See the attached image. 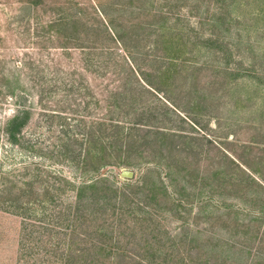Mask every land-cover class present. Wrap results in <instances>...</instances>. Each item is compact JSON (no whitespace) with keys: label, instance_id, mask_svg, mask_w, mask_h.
Instances as JSON below:
<instances>
[{"label":"rangeland","instance_id":"1","mask_svg":"<svg viewBox=\"0 0 264 264\" xmlns=\"http://www.w3.org/2000/svg\"><path fill=\"white\" fill-rule=\"evenodd\" d=\"M191 1L179 2L185 4L180 13L189 18L187 24L197 28L194 33L188 31L190 41L197 42L193 53L175 60L169 84L154 82L155 90L140 80L149 92L134 90L133 104H126L129 112L140 115L141 126L197 139L182 144L191 150H185L189 172L197 167L199 174L196 181L189 176L184 180L175 157L163 159L161 167L150 172L144 163L157 159L154 146L142 151L152 159H141L137 151L131 164L105 166L101 174L106 178L114 174L117 181L139 184L143 175L147 184L162 181L172 195L184 193L187 202L174 209L169 200L149 201L135 186L118 187L127 193V203L144 206L152 220L143 219L148 214L140 208L138 221L123 217L131 228L120 225L123 230L112 245L114 240L104 241L94 231L100 217L110 211L90 202L83 208L87 220L74 224L67 220V204L74 195V189L67 188V174L78 171L67 164V152L60 148L64 137L59 124L67 130V116L105 114L109 90L130 93L135 89L128 66H140L136 74L149 82L166 59H129L118 42H110L100 31L103 17L92 0H35L32 10L23 8L28 0H0V126L16 111V102L30 112L22 146L8 144L0 136V188L10 182L23 185L34 175L20 208L0 202V264H66L69 242L74 250L92 251L99 240L106 243V251L94 258L84 256L87 263L80 259L75 264H264V216L251 220L263 208L264 191L241 175L243 170L264 185V12L258 15L257 7L248 3L225 12L226 1L211 0L212 6H220V19L215 25L205 20L197 24V18L209 16L204 12L189 16L184 6ZM122 2L126 10H121L116 27L137 5ZM173 2L156 0L149 9L167 12ZM22 14H29L28 23L16 20ZM54 16L70 21L63 32L67 35L64 48L59 47L64 39H57L54 32L44 35L43 30L34 29L35 20L43 24ZM107 31L112 34L110 28ZM209 34L217 41L203 42ZM144 45L147 48L150 43ZM151 49L144 51L158 54ZM40 69L45 73L36 75ZM65 79L77 84L67 91ZM78 85L80 90L75 89ZM50 87L57 91L48 96ZM56 100L62 102L56 104ZM217 169L220 173L210 176ZM121 170L130 171L131 176L121 177ZM222 175L234 186L219 179ZM73 180L77 183L78 178ZM115 198L118 206L123 204ZM238 223L250 228L246 231Z\"/></svg>","mask_w":264,"mask_h":264},{"label":"trees","instance_id":"2","mask_svg":"<svg viewBox=\"0 0 264 264\" xmlns=\"http://www.w3.org/2000/svg\"><path fill=\"white\" fill-rule=\"evenodd\" d=\"M122 1L123 0H105L103 2V0H97V3H95L92 0V4L98 9L100 15L103 17V22L105 21L103 23L100 19V25L102 27L100 31L104 33L106 39L110 42H112V40L116 41V43L118 42L122 47L123 52L128 55L129 59L134 60L135 57L145 59L146 61H151L152 59H159L162 61V59H166L164 65L162 64L155 71V74L152 75L154 81L149 82L146 76L139 77L136 74L135 71L139 70L140 66L135 63L133 68L132 66H128L130 75L133 78L132 87L135 89H131L130 93L120 89L113 91L109 90L108 102L104 106L105 114L99 117L93 118L87 116V118H84V116H80L78 119L77 117L69 118V116H67V130H62L59 124V134L64 137L60 148L67 152V164L74 166L78 171L74 174H67V188L74 189L73 202L67 204V220L73 221V224L76 220L78 222H80V220H87V217L83 216V208L89 207V205L92 204L90 202L95 203L102 209V211H110L108 215L106 212L104 213V217H100L101 222L95 226L94 231L104 241L108 239L114 240L112 245H114L115 242H118L119 233L123 230L119 228L120 225H124L125 229L131 228L125 223L126 220H123V217L129 219L132 218L134 221H138L140 219L137 217L139 210L141 209L142 213L145 212L144 206H141L139 203L135 204V207H132L131 204L127 203L129 197H127L126 192L119 189L120 187L124 189L135 186V188L144 192V197L148 198L149 201L153 198L161 202L169 200L170 205L174 209L181 207L183 203L187 202L184 193L180 196L172 195V193L168 192L169 190L167 191L169 186L167 187L162 181L147 184L145 183L143 175L139 184L130 182L126 179L117 181L116 176L114 174L111 175V171L110 178H106L101 174L103 173L101 171L105 166L114 167L119 166L120 164H131L134 157L133 152L137 151L140 153L139 155L141 159H152L151 157L148 158V155H151L150 153L144 156L142 151L143 147L154 146L155 152L153 153L157 156V159L146 160V164L144 163L146 169L150 168V172L153 168L161 167L163 159H166L167 157H175V164L177 168L180 167V170H182L181 176L184 180L186 179L184 176H189L188 179L191 178L196 181L199 174L198 169H196L197 167L194 168L192 172H189V161L187 160V154L185 153L187 146L182 144H188L193 141L195 142L197 139L191 135L175 131H166L160 127H155L154 130H151L150 126H141L144 123L138 122L140 115H137L134 112H129V107L126 104L127 102L130 106L131 103L133 104L131 94L134 90H136L137 94V89L142 93L145 91L149 92L143 83L155 90L158 89L155 83H170L168 81L172 79L171 68L173 71H176V68L174 67L176 65L175 60L181 56H185L186 53L191 51L193 53V49L197 42L194 43L190 41L192 35H190L188 31L190 30L194 33L197 28L191 24L188 25L187 22H190L189 18H185V15L180 13V8L182 5H185L179 2L182 0H173L174 2L168 6L170 10L167 12L162 8L150 11L149 8L156 0H128L127 5H137H135L134 8L129 9L128 19L122 20L116 27V19H120V12L125 7V4ZM196 1L197 0H193L188 6H184L187 7L189 16L204 12L205 14H208L209 17L205 19L197 18L196 23L202 24L205 20L206 24L215 25L220 19V6H212L211 0H208L205 4H203V0L201 3ZM222 1H226L225 12L232 8L234 9L235 7L239 9L242 4L246 5V3L257 7L256 10L259 12L258 15L261 16V13L264 12V0ZM35 4V0H28L26 3L27 7L24 6L23 8L25 10H32L36 6ZM124 11L122 10V12ZM131 12L133 17L130 16ZM29 17V14H22L21 16H18L16 20L20 23L22 21L28 23ZM254 17H257V14H254ZM68 22H70L69 19L63 18V16H54L53 18L44 21L43 24L35 20L34 29L35 31L43 30L44 35L49 31L54 32L57 39H64V42L62 41V44L59 46L64 48L67 41V35H64L63 32L67 31ZM211 27L213 28V26ZM109 28L112 34L107 31ZM28 29L29 28H27V30ZM212 35L213 34H209L203 38V42H213L215 38ZM145 42H149L150 46L146 48L144 45ZM149 48H153L151 50L158 54H151L149 51H144V49ZM32 61L35 60H31L30 63H33ZM41 73H45V70H38L36 75H41ZM65 76L67 77V75ZM39 78H41V76H39ZM65 80L64 84L67 85V91L69 88H72L77 84L74 80ZM140 80H142L143 83L140 82ZM75 89L80 90V86H76ZM56 91L57 89L50 87L47 94L49 96ZM10 93H13V88L10 90ZM60 102H62V100H56L54 103L58 104ZM15 104L17 105L16 111L10 117L5 119L0 126V136H2L4 141L8 144L22 146L24 142V140L21 141L23 138V128L27 123L30 112L28 108L20 107L19 102H16ZM132 113L135 114L134 118H130V116L133 115ZM53 114L55 113L52 112L50 116L53 117ZM57 115L58 114L55 116ZM57 117L61 119L66 118L61 116ZM186 140H189V142ZM187 149L190 150L188 147ZM230 162L233 163L232 160H230ZM218 173H220V170L217 169L211 173L210 176L214 177ZM241 175L264 191V185L252 178L245 171L242 170ZM32 177L29 178L30 180L24 181L23 185L25 186H16L15 183L10 182L5 188L1 187L0 194L2 191L3 193L5 192V194L0 196V202L4 203L6 207L20 208L22 206V202H20L22 195L26 194L25 191H30L28 188L32 187L34 184V175H32ZM74 178H78L77 183L73 180ZM219 179H222L224 183L227 182L228 185L230 183L229 177L225 180V176L222 175L219 176ZM234 180L236 182V179ZM262 180H264L263 177ZM20 184H22V182ZM230 185L234 186L232 182ZM179 189L182 191L183 187L180 186ZM45 190L47 191L48 189ZM117 192H119V194H117ZM117 196L123 203L120 206H118L115 198ZM110 199H112L113 202H110ZM261 207L263 208H261L259 212H256L258 216L251 220H256L259 216H264V200ZM234 212L238 213L236 211ZM145 213L148 214V212ZM107 216H109V219ZM151 218V215L148 214V216L143 219L152 220ZM237 225L241 226L246 231L250 228V226L245 223H238ZM72 230L74 231V228L70 231V233H72L71 241L75 234ZM105 245V242L99 240V242L93 243L92 251H88V249L85 250L84 248L74 250L71 248L72 242L71 246L69 242L67 255L66 253L64 254L67 257V261L65 262L66 264H75L80 259L83 260V262H86L84 256L91 257L92 255L94 258L100 252L106 251Z\"/></svg>","mask_w":264,"mask_h":264},{"label":"water","instance_id":"3","mask_svg":"<svg viewBox=\"0 0 264 264\" xmlns=\"http://www.w3.org/2000/svg\"><path fill=\"white\" fill-rule=\"evenodd\" d=\"M120 176L123 178H128L129 176H131V172L128 170H121L120 171Z\"/></svg>","mask_w":264,"mask_h":264}]
</instances>
